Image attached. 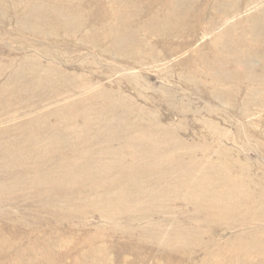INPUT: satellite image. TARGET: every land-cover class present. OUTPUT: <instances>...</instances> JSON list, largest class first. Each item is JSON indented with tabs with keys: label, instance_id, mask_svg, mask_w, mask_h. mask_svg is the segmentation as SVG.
Listing matches in <instances>:
<instances>
[{
	"label": "rangeland",
	"instance_id": "374dc122",
	"mask_svg": "<svg viewBox=\"0 0 264 264\" xmlns=\"http://www.w3.org/2000/svg\"><path fill=\"white\" fill-rule=\"evenodd\" d=\"M263 258L264 0H0V264Z\"/></svg>",
	"mask_w": 264,
	"mask_h": 264
},
{
	"label": "bare ground",
	"instance_id": "6f19581e",
	"mask_svg": "<svg viewBox=\"0 0 264 264\" xmlns=\"http://www.w3.org/2000/svg\"><path fill=\"white\" fill-rule=\"evenodd\" d=\"M28 143H29V142H28ZM221 182H222V181H221ZM218 184H219V183H218ZM212 191H214V190H212ZM214 192H215V191H214ZM205 193H206V192H205ZM217 193H218V192H217ZM206 194H207V193H206ZM212 194H213V193H212ZM214 194H215V193H214ZM218 194H219V193H218ZM208 195H209V193H208ZM221 195H224V194H221ZM213 196H214V195H213ZM205 197H206V196H205ZM209 197H212V195H211V196L209 195ZM222 198H224V197H222ZM227 198H228V197H227ZM218 199H219V198H218ZM229 199H231V198L229 197ZM232 199H233V198H232ZM207 200H208V199H207ZM210 202H211V201H210ZM219 202H220V201H219ZM219 202H217V203H219ZM223 202H224V201H223ZM229 202H230V201H229ZM211 203H212V202H211ZM211 203H210V204H211ZM213 203H214V202H213ZM225 203L227 204L226 201H225ZM234 204H235V203H234ZM239 204H240V203H239ZM211 205H212V204H211ZM230 205H231V204H230ZM208 206H209V204H208ZM227 207H228V206H227ZM256 248H258V247H256ZM259 250H260V249H259ZM250 251H251V250H250ZM260 251H261V250H260ZM252 252H253V251H252ZM256 253H257V252H256ZM256 253H255V254H256ZM262 253H263V252H262ZM246 254H247V253H246ZM253 254H254V252H253ZM255 254H254V255H255ZM257 254H258V253H257ZM260 255H261V254H260ZM260 255H259V256H260ZM251 258H252V257H251ZM255 258H256V257H255ZM263 259H264V258H263ZM263 259H262V260H263Z\"/></svg>",
	"mask_w": 264,
	"mask_h": 264
}]
</instances>
